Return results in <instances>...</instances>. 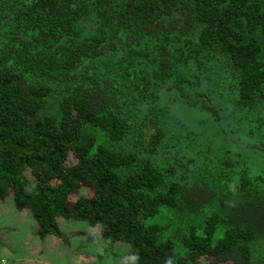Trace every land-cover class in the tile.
Wrapping results in <instances>:
<instances>
[{"label":"trees","instance_id":"1","mask_svg":"<svg viewBox=\"0 0 264 264\" xmlns=\"http://www.w3.org/2000/svg\"><path fill=\"white\" fill-rule=\"evenodd\" d=\"M186 109L230 146L202 148ZM257 135L264 0H0V201L57 251L107 264L72 249L62 219L111 264H264V150L236 155ZM16 232L0 227L12 259ZM34 256L16 263L45 264Z\"/></svg>","mask_w":264,"mask_h":264},{"label":"rangeland","instance_id":"2","mask_svg":"<svg viewBox=\"0 0 264 264\" xmlns=\"http://www.w3.org/2000/svg\"><path fill=\"white\" fill-rule=\"evenodd\" d=\"M213 101L216 105V108L219 110V116H220V124L223 126V118L227 117V113L224 110V105L226 102V97L224 98V94L221 92L213 93ZM224 102H223V101ZM189 113L185 114L184 116L190 119L192 122L197 121L199 122L196 125H199V128L204 135V139L207 141L206 143H203L200 141L201 147L205 148L207 146H210V149L212 151H222L227 149L230 146V142L227 140L229 139L228 135L220 125H217L215 123H212L208 120H202L200 116L196 113H190V110L186 109ZM254 115H248L246 119L250 123L251 129H254V121H253ZM202 120V122H201ZM258 124V123H257ZM227 128L229 129V134L233 138V140H243L244 139V133H240L236 131L235 126H233L231 123H227ZM257 129L261 126H256ZM195 130V129H193ZM246 132V130H245ZM258 139L255 142H249V141H243L242 145L240 147H236V155H238L241 159L243 157L246 158V161L249 164H260L261 160L256 156H251L245 153L243 155L242 152L249 151L251 153H257L260 155V153L264 150V140L261 139L257 135ZM244 143H246L248 146L245 147ZM253 145H257L259 150H256ZM255 149L254 151L250 149ZM262 151V152H261ZM262 161L264 160L261 155ZM83 194H88L87 188H82L80 190ZM11 203H8L7 205L10 206ZM6 203H3L0 201V227L2 226H13L16 229V235H15V242L12 244L14 247L17 248L18 253L21 257L15 256L13 259L6 253L4 250L2 254H0L1 260L0 264H18L17 261H23L22 259L25 257L26 252H31L34 257L37 256V259H40L41 261H44L45 264H90L92 263V259L89 257H83V255L77 254L76 251L68 252L67 248H62L60 250L54 249V247L51 245L49 240L46 241L41 240L36 234H37V224L35 223L34 219L30 215V212L28 209H25L26 212H24V218L20 221H16L14 218V214L12 215L10 212V209L8 210ZM11 208V206H10ZM60 230L64 231L65 233H68V236L71 237L70 241L72 243V249H77L79 252H83V254H90L95 257L101 258V261L106 258L107 264L110 263V253L102 252L101 249H103V242L100 239L99 235L96 234L93 231V234L91 233L90 227L83 222L77 223L73 220H57ZM79 231H86L84 235L78 236L77 233ZM50 248V249H48ZM11 249V247H10ZM14 249V248H13ZM125 250V245L120 244L117 249H113V252L122 253ZM84 254V256H85ZM8 260L10 262H8ZM31 259H28L24 261V263L32 264L30 263ZM89 262V263H88ZM101 262L97 263L100 264ZM95 264V262H93ZM201 264H206L204 260H201Z\"/></svg>","mask_w":264,"mask_h":264}]
</instances>
